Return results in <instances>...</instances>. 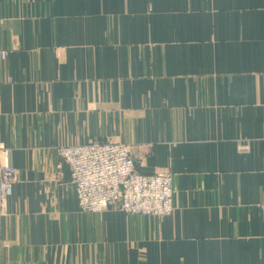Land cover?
I'll return each instance as SVG.
<instances>
[{
	"label": "crops",
	"instance_id": "crops-1",
	"mask_svg": "<svg viewBox=\"0 0 264 264\" xmlns=\"http://www.w3.org/2000/svg\"><path fill=\"white\" fill-rule=\"evenodd\" d=\"M0 52V264H264V0H0ZM89 141L173 212H81L57 148Z\"/></svg>",
	"mask_w": 264,
	"mask_h": 264
},
{
	"label": "built area",
	"instance_id": "built-area-1",
	"mask_svg": "<svg viewBox=\"0 0 264 264\" xmlns=\"http://www.w3.org/2000/svg\"><path fill=\"white\" fill-rule=\"evenodd\" d=\"M5 53L0 52L4 59ZM238 150H247L239 145ZM58 155L69 165L81 212H101L109 206L128 216L162 217L173 212L175 188L172 174L158 171L143 175L136 171L130 146L121 142L89 141L82 145L57 148ZM0 207L11 192L15 170L8 163V151L1 149Z\"/></svg>",
	"mask_w": 264,
	"mask_h": 264
}]
</instances>
